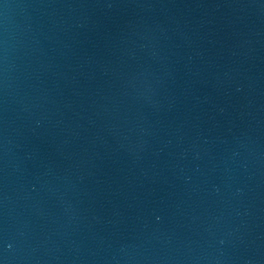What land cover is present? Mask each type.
<instances>
[{
  "label": "water",
  "instance_id": "1",
  "mask_svg": "<svg viewBox=\"0 0 264 264\" xmlns=\"http://www.w3.org/2000/svg\"><path fill=\"white\" fill-rule=\"evenodd\" d=\"M0 264H264V0H0Z\"/></svg>",
  "mask_w": 264,
  "mask_h": 264
}]
</instances>
